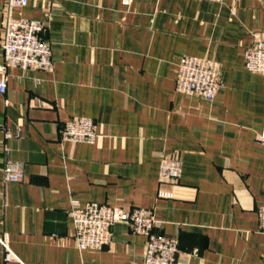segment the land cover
Listing matches in <instances>:
<instances>
[{
	"label": "crops",
	"instance_id": "obj_1",
	"mask_svg": "<svg viewBox=\"0 0 264 264\" xmlns=\"http://www.w3.org/2000/svg\"><path fill=\"white\" fill-rule=\"evenodd\" d=\"M7 11L0 0V40ZM12 15L47 24L54 67L9 68L0 93V169L25 170L20 183L0 172V238L17 258L0 242V264H144L146 239L125 222L103 250L81 251L72 201L153 211L179 241L175 264H264V75L244 60L264 0H29ZM185 55L220 64L214 101L177 91ZM82 117L97 141H61ZM162 157L182 163L165 187L174 199L159 197Z\"/></svg>",
	"mask_w": 264,
	"mask_h": 264
},
{
	"label": "built area",
	"instance_id": "obj_2",
	"mask_svg": "<svg viewBox=\"0 0 264 264\" xmlns=\"http://www.w3.org/2000/svg\"><path fill=\"white\" fill-rule=\"evenodd\" d=\"M130 5L134 0H123ZM211 2H239L240 0H199ZM7 15L4 33L0 40L3 63L0 65V93L7 91L8 69L17 67L33 71H50L54 67L51 45L45 40L46 23L26 18H15L12 11L28 5L29 0H6ZM246 68L264 75V33L253 35V43L245 51ZM220 64L207 58L185 55L179 63L176 89L179 93L214 101L222 87ZM6 137L11 135L6 133ZM96 123L91 118H74L61 125L60 138L63 142L94 144L98 139ZM264 147V131L258 136ZM4 182L20 183L25 179L23 164L7 160L2 169ZM159 197L174 199L167 186L178 185L182 176V163L170 157H162L160 165ZM75 226V239L81 251L103 250L113 239V229L120 222L128 224L133 234L145 237L144 264H175L180 253L176 237L162 232L163 222L153 211L143 208L123 209L104 204L81 205L72 201L69 209ZM259 230L264 233V205L259 211ZM7 261L17 260L10 250L8 238H0Z\"/></svg>",
	"mask_w": 264,
	"mask_h": 264
}]
</instances>
